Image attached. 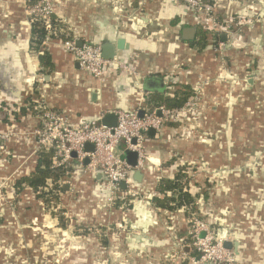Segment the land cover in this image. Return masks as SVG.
Instances as JSON below:
<instances>
[{
	"label": "crops",
	"instance_id": "obj_1",
	"mask_svg": "<svg viewBox=\"0 0 264 264\" xmlns=\"http://www.w3.org/2000/svg\"><path fill=\"white\" fill-rule=\"evenodd\" d=\"M207 1L220 20L236 25L235 46L223 54L211 40L199 48L198 30L204 25L177 0H55L57 22L82 45H102L105 37L112 42L123 37L129 44L117 57L136 60L137 78L113 69L100 80L80 66L57 34L44 48H34L26 2L0 0V103L18 108L0 110V136L8 135L0 152V264H57L64 246L70 254L61 264H93L95 259L115 264L118 250L128 255V264H167L181 244L192 254L186 211L150 204L160 179L175 177L182 166L192 176L190 192L199 215L214 229H226L227 241H238V253L231 249L238 263L264 264V0ZM189 26L196 36L185 40L183 30ZM45 50L54 64L49 73L39 60ZM152 77L160 80V88L162 79L165 92H145L144 80ZM180 85L195 91L201 86V102L148 134L147 159L132 166V186L120 192L130 196L132 208L122 203L101 210L107 204L103 175L76 156L68 165L73 173L64 181L60 201L70 221L103 226L120 219L124 230L117 240L108 232L105 245L95 233L62 227L31 188L16 192L15 180L36 168L40 102L78 126L117 109L141 111L148 94L172 95Z\"/></svg>",
	"mask_w": 264,
	"mask_h": 264
},
{
	"label": "built area",
	"instance_id": "obj_2",
	"mask_svg": "<svg viewBox=\"0 0 264 264\" xmlns=\"http://www.w3.org/2000/svg\"><path fill=\"white\" fill-rule=\"evenodd\" d=\"M32 1L28 5L30 15L45 20L46 28L51 32V15L54 14L55 0H26ZM188 6L194 13L197 20L201 21L204 29L213 36H222L214 44L215 50L224 53L228 47L235 41L236 25L230 20H220L213 4L206 3L204 0H177ZM32 21V20H30ZM226 34V40L223 38ZM47 36L42 46L47 39ZM232 40H234L232 42ZM64 46L70 51L80 66L94 77L103 80L109 70H119L135 78L138 76L136 60L134 58L121 59L114 57L106 59L102 55L100 44L85 43L78 46L75 39L63 42ZM222 77V75H221ZM43 78H40L42 80ZM140 86V82H136ZM193 101H189L182 108L167 109L158 107L161 115H158L156 109L150 111L144 108V114L140 115V109L124 110L117 109V124L114 127H108L101 123V118L92 119L74 126L69 122L66 114L57 110L49 109L43 104L41 122L36 129L38 139V151L42 148H55L53 163L55 166H68L74 158L73 153L80 162L85 158L90 161L87 164L89 170L101 173L107 185V203L114 205L122 190L121 183L125 182L128 187L132 186V166L122 157V152L127 150L138 153V166H142L147 156L144 150V143L148 137L149 131L154 129L158 131L167 122H175L186 113L187 110L194 108L201 102V86L195 92ZM0 110L10 113L17 111L6 103H0ZM8 135L0 136V152H5V140ZM91 143L94 145L93 151H86L85 145ZM53 184L49 183V187ZM129 194L132 191L129 190ZM136 192L132 195H135ZM229 238V232L224 229H214L210 221L202 218L199 213H192L190 225L187 233L189 247L192 248V254H187L184 247H181V253H176L178 260L187 262V264H239L231 249L224 246ZM169 260V258H167ZM174 261V260H173Z\"/></svg>",
	"mask_w": 264,
	"mask_h": 264
},
{
	"label": "trees",
	"instance_id": "obj_3",
	"mask_svg": "<svg viewBox=\"0 0 264 264\" xmlns=\"http://www.w3.org/2000/svg\"><path fill=\"white\" fill-rule=\"evenodd\" d=\"M204 2L212 4L211 1L204 0ZM29 3L32 4L33 2L30 1ZM30 19L32 20L31 41L35 45L34 48H38L47 36L54 38L55 34L64 41L74 39V35L67 30L66 27L64 28V26H61V24L57 22L58 19L56 20L54 14L51 15V32L46 28L45 20L41 16H30ZM62 29L66 30L65 33H61ZM198 38L200 39H198L196 44L199 45V48H204L210 40L212 43H214L215 40L216 43L219 39H222V36H213L206 29L201 27L198 30ZM39 60L44 71L49 73L54 68L52 57L46 50L39 55ZM195 92V89L188 85H180L172 95L158 92L151 93L145 98L144 108L150 111L158 107H165L167 109L182 108L186 103L194 100ZM31 101L32 100L29 99L31 103L30 109L34 111V106L36 104ZM24 108L25 107H23L22 110L26 111ZM41 111L42 110H40V112ZM54 154V147L40 149L37 153L35 170L28 175L19 176L14 184L17 193H21L26 188H31L36 193V196L43 200L47 208L54 207L55 205L57 206L60 203L61 193L65 192L64 181L68 180L73 173V168L71 166H55L53 163ZM191 177L186 167L182 166L179 168L175 177L160 179L156 187L157 193L150 199V204L160 210L183 208L190 221L192 213H198L196 197L190 192ZM49 183H52L53 186L49 187ZM129 198L130 196H123V198L118 197L116 206L119 207L122 203H129ZM59 220L60 225L66 227L62 215L59 216ZM102 240L105 245L108 244L105 238Z\"/></svg>",
	"mask_w": 264,
	"mask_h": 264
},
{
	"label": "water",
	"instance_id": "obj_4",
	"mask_svg": "<svg viewBox=\"0 0 264 264\" xmlns=\"http://www.w3.org/2000/svg\"><path fill=\"white\" fill-rule=\"evenodd\" d=\"M196 28L195 27H186L183 30V38L185 40H192L195 38L196 36ZM223 38L226 40V34H223ZM78 46L82 45V41L77 42ZM129 44L126 42V39L122 38H118L116 40V42H112L110 41V39L108 37H105L103 40V43L101 45L102 48V55L104 58L106 59H112L114 57H116L119 54V51H125L129 49ZM253 78V77H251ZM251 84V79L248 81ZM144 87H145V92H149L152 90H159V92H165V86L163 85V81L161 79V88H160V80H157L155 78H146L144 80ZM158 115H161V110L157 109L156 110ZM144 114V109H142L140 111V115L142 116ZM101 123L103 125H107L108 127H114L117 124V114L115 112H110V113H106L105 115L102 116L101 118ZM155 130L151 129L149 131L150 135L155 134ZM85 149L86 151H93L94 150V145L91 143H87L85 145ZM73 156H76V153H73ZM125 159L128 161V163L133 166V167H137L138 165V153L135 151H131V150H127L125 151ZM90 159L87 157L84 160V164L87 165L89 163ZM140 176H141V171L140 170H136L135 173V179L136 180H140ZM121 187L122 189H126L127 185L125 182L121 183ZM65 188H67V185L65 186ZM224 246L228 249H235L236 253H238V247H239V243L237 242H232V241H226L224 243Z\"/></svg>",
	"mask_w": 264,
	"mask_h": 264
},
{
	"label": "rangeland",
	"instance_id": "obj_5",
	"mask_svg": "<svg viewBox=\"0 0 264 264\" xmlns=\"http://www.w3.org/2000/svg\"><path fill=\"white\" fill-rule=\"evenodd\" d=\"M24 1L26 2V5H27V13H28V17L30 19V16H33V15H30L29 14L28 5H31V4L29 2H27L26 0H24ZM6 3H7L6 1L3 3L4 6H6ZM233 41L234 40H232V42ZM234 44H235V41H234ZM234 44L231 46V48L235 46ZM40 104L43 106V103L42 102H40ZM41 108L42 107H39L38 110H42ZM64 204H65L64 202L62 203L60 201V203L57 206L55 205L54 207H48L47 208L45 204H44V206H45L46 210L53 212L54 214H56L58 216V218H59L60 215H62L64 217V220H65L66 225L70 224V228H71L72 231L78 230L80 232H84L85 231V232H88V233H95L97 236L99 235L100 237H102V239L103 238L107 239L108 232H112L113 235L116 236V240H117L118 239V236L120 235V231L121 230H124V228H123L124 225H121L120 224L122 222L120 219L114 220L113 221L114 223L113 222H109V221L108 222H104V225L103 226H98L97 224L84 225L83 226L80 223H77L75 220L72 222V221H70V213L66 210L67 208L64 207L65 206ZM133 205H134V203L129 202L125 206H126V208H129L130 209V208L133 207ZM111 206L112 207H115L116 206V202H115L114 205H110V204L107 203L106 204V207L105 208H102L101 210H104L105 209L106 211H109L108 209H111L112 208ZM109 214L112 216V213L111 212ZM181 246H182V244L180 245V249H181ZM180 249H178L179 250L178 251L179 253H181ZM59 250H60V252H59V254L56 257L57 264H61L63 262V260L66 259L69 256V254H70V251L65 246L63 248H60ZM114 254H115L114 256L116 258V263L115 264H128L129 258H128V255L127 254H124V252H122L121 250L115 251ZM176 255L177 254H175V256H173V255L168 256L167 258H169V260H167L166 263L167 264H174V263H176L178 261V258H177ZM179 263L180 264H187V262H183L182 260H179ZM93 264H99L98 260L95 259V262H93Z\"/></svg>",
	"mask_w": 264,
	"mask_h": 264
}]
</instances>
